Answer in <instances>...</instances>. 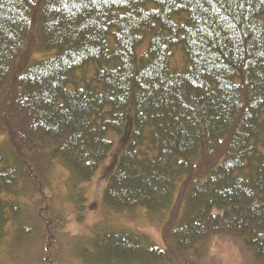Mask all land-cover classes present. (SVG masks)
<instances>
[{"label": "trees", "instance_id": "16d2710c", "mask_svg": "<svg viewBox=\"0 0 264 264\" xmlns=\"http://www.w3.org/2000/svg\"><path fill=\"white\" fill-rule=\"evenodd\" d=\"M110 131L124 147L103 201L167 212V247L96 223L68 238L72 257L201 264L222 236L264 264V0H0V247L40 246L55 264L61 203L83 220Z\"/></svg>", "mask_w": 264, "mask_h": 264}, {"label": "rangeland", "instance_id": "374dc122", "mask_svg": "<svg viewBox=\"0 0 264 264\" xmlns=\"http://www.w3.org/2000/svg\"><path fill=\"white\" fill-rule=\"evenodd\" d=\"M144 48L145 45L141 50ZM54 52L55 50L36 52L32 57L44 58L52 55ZM184 65V53L178 48L174 52L172 66L181 68ZM108 137L113 141V149L110 155L101 164L91 180L84 184L87 201L86 208L81 212L83 220H77V213L79 214L80 210L75 208V204L72 201L61 203V205L65 206V209L62 208L60 213L63 217L65 215L66 219L64 227L59 228L62 236L58 238L54 246L55 248L52 249V254H50L54 258L55 264H82L78 259L71 256L72 251L67 243L68 238H79L83 235H90L96 223L145 233L156 244L164 248L167 247L162 236V226L166 220L165 213L167 212H163L162 218H159V215H155L156 217L154 218L142 206L133 210L125 209L117 211L105 205L103 201L104 189L124 147V143L120 138L121 136L115 131H110ZM2 139L3 136L0 135V142ZM67 176V170L56 161L52 170L51 190L61 192L60 195H65V192L68 191V187L66 186ZM6 242L8 243L0 247V264H45L40 259L43 255L42 253H44L43 250L39 253L40 246L24 245L9 253L7 248L10 245V238ZM203 249L205 250L200 253L203 258L201 264H255L251 254L241 244L231 238L216 236ZM196 262L200 264V259Z\"/></svg>", "mask_w": 264, "mask_h": 264}]
</instances>
